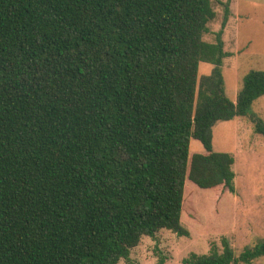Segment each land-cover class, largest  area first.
Masks as SVG:
<instances>
[{
  "label": "trees",
  "instance_id": "trees-1",
  "mask_svg": "<svg viewBox=\"0 0 264 264\" xmlns=\"http://www.w3.org/2000/svg\"><path fill=\"white\" fill-rule=\"evenodd\" d=\"M228 14L212 43V0H0V264H118L162 229L189 235L188 181L236 192L213 129L249 116L264 135V69L228 96ZM221 245L183 263L264 257Z\"/></svg>",
  "mask_w": 264,
  "mask_h": 264
},
{
  "label": "rangeland",
  "instance_id": "rangeland-1",
  "mask_svg": "<svg viewBox=\"0 0 264 264\" xmlns=\"http://www.w3.org/2000/svg\"><path fill=\"white\" fill-rule=\"evenodd\" d=\"M212 3L217 15L209 23L210 30L204 39L216 41L228 4L223 34L228 56L224 58L223 73L226 93L236 100L245 75L264 69V0H212ZM212 69V64L202 62L200 77L210 74ZM251 112L264 120V95L253 103ZM213 147L217 152L234 155L236 192L216 193L188 181L192 200L186 203L182 224L189 235L179 236L162 229L154 238L143 237L132 249L130 259H121L118 264H184L183 259L193 252L208 253L212 242L221 249L223 237L228 238L237 254L264 241V135L256 131L249 116H237L215 125ZM202 151L203 144L192 139L191 154ZM251 264H264V257Z\"/></svg>",
  "mask_w": 264,
  "mask_h": 264
}]
</instances>
